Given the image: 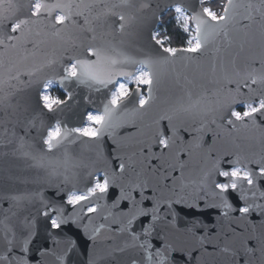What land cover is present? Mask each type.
Masks as SVG:
<instances>
[{"label":"snow or ice","instance_id":"snow-or-ice-1","mask_svg":"<svg viewBox=\"0 0 264 264\" xmlns=\"http://www.w3.org/2000/svg\"><path fill=\"white\" fill-rule=\"evenodd\" d=\"M257 15L264 0H0V142L58 180L53 199L0 197V264H77L81 233L86 264H179L191 258L181 237L202 264H264V55L258 68L221 61L210 100L186 80L187 102L157 103L166 69L231 45ZM182 209L220 215L208 225ZM102 231L112 243L100 255Z\"/></svg>","mask_w":264,"mask_h":264},{"label":"water","instance_id":"water-1","mask_svg":"<svg viewBox=\"0 0 264 264\" xmlns=\"http://www.w3.org/2000/svg\"><path fill=\"white\" fill-rule=\"evenodd\" d=\"M157 2L163 4L164 0H154V3ZM254 2L258 3V0H254ZM244 23L248 22L244 21ZM262 26H264V21H262L257 15L250 23V26L246 32L239 31L233 32L231 34V45H229L226 41L216 39L215 43L210 44L205 53L203 55L197 56L192 63L184 64L177 62L174 69H166L165 74L162 76L159 90L157 92V103L159 109L164 110L169 105L180 102L181 100L187 102L188 98L185 95L184 87L186 80L194 82V86L189 85L191 91L193 92V99H196L206 91L207 99L210 100L212 91L215 88L220 87L222 84L223 73L220 69L221 61L229 69L231 68L232 61H235L236 65L240 68H245L248 66L258 68L259 64L255 61L264 55V36H262V30H264V28H262ZM217 48L219 49V52L216 51ZM48 51H50V49L45 48L42 52L37 53L35 58L36 61L38 62L40 59H42L44 53ZM144 51L149 52L151 49L144 47ZM8 58L12 62H16L18 59L15 53H9ZM31 62L32 61L30 58L28 63L30 64ZM213 64L217 65V71L215 73L212 72ZM177 73H179L180 76L179 81L176 79ZM24 78L25 77L23 76L21 77V79ZM217 81H221V83H217ZM12 83L16 86V88L22 87V85L16 81H13ZM17 99H19V94L17 95ZM13 103H15V100H13ZM86 107H88V110H91L92 106ZM17 132L18 135H24V132L20 129H17ZM181 134L183 135V133ZM30 136L35 138L33 141L34 143L39 139L35 131H32ZM5 139V137L0 136V141ZM26 139H28V137H26ZM205 140L210 142L209 137L207 136L205 137ZM110 144L111 142L108 141V145ZM16 147L17 141L14 139L10 144L0 142V197H3L6 194H15L25 191H43L46 199L55 198L56 190L53 187H48L47 181L51 180V182L55 184L58 182V180L56 178H49L43 169L27 167V164L31 163L30 161L26 162L19 156L12 155L13 150ZM4 153H7V155H4ZM8 175L27 177L29 179V183L24 184L20 183L19 181H9L7 179ZM173 175L179 176V170L173 173ZM185 176L186 179H196V167L193 166L190 173L186 171ZM114 191L116 194H118V190ZM233 202L235 203V201ZM0 206H2V208H8L9 204L7 201L0 199ZM68 211H71L70 207L68 208ZM181 214L188 218L197 216L208 225H215L216 217L220 215L219 210L216 209H207L203 214L196 210L182 209ZM250 219L254 222H258L259 217L257 214L253 213L250 216ZM65 231L68 232L69 235H77V230L71 226L68 229H65ZM108 235V233L102 231L101 237L97 241V252L100 255H103L105 249L109 244L112 243L111 240L105 239V237ZM181 241L183 242V245L190 250L191 258L188 259L186 253L177 254L175 259L179 262V264H202V257L196 248L195 242L189 237H181ZM84 242L87 243V247L85 246ZM78 243H80V248L77 264H86L88 259L87 248L91 247V242H88L87 238L81 233L78 237ZM33 264H35V261ZM49 264H51V262H49ZM241 264H243V261H241Z\"/></svg>","mask_w":264,"mask_h":264},{"label":"trees","instance_id":"trees-1","mask_svg":"<svg viewBox=\"0 0 264 264\" xmlns=\"http://www.w3.org/2000/svg\"><path fill=\"white\" fill-rule=\"evenodd\" d=\"M217 2H221V0H217ZM164 19L167 21L168 20V16H165ZM166 27L168 26L167 24L165 25ZM170 35L173 33H169ZM186 38V37H185ZM173 46H182L181 43L174 37L173 39Z\"/></svg>","mask_w":264,"mask_h":264}]
</instances>
